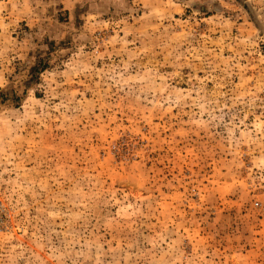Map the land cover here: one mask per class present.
Wrapping results in <instances>:
<instances>
[{
	"label": "rangeland",
	"instance_id": "1",
	"mask_svg": "<svg viewBox=\"0 0 264 264\" xmlns=\"http://www.w3.org/2000/svg\"><path fill=\"white\" fill-rule=\"evenodd\" d=\"M0 264H264V0H0Z\"/></svg>",
	"mask_w": 264,
	"mask_h": 264
}]
</instances>
